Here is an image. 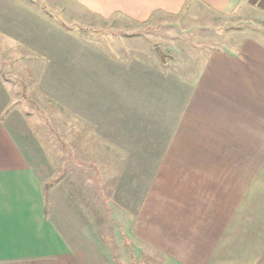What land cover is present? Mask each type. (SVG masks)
<instances>
[{
    "label": "rangeland",
    "instance_id": "1",
    "mask_svg": "<svg viewBox=\"0 0 264 264\" xmlns=\"http://www.w3.org/2000/svg\"><path fill=\"white\" fill-rule=\"evenodd\" d=\"M194 1L135 22L71 0H0V117L40 178L47 220L85 264H191L149 242L145 187L153 178L156 203L178 189L163 153L207 52L264 42V11ZM185 200H165L182 212L169 222L193 237Z\"/></svg>",
    "mask_w": 264,
    "mask_h": 264
},
{
    "label": "crops",
    "instance_id": "2",
    "mask_svg": "<svg viewBox=\"0 0 264 264\" xmlns=\"http://www.w3.org/2000/svg\"><path fill=\"white\" fill-rule=\"evenodd\" d=\"M71 1L138 22L155 12L177 13L192 0ZM197 1L217 13L264 11V0ZM244 38L230 51L212 48L194 74L163 153L172 164L164 171H178L170 177L178 189H167L156 203L154 179L145 187L139 214L157 237L149 242L184 263L264 264V42ZM217 171L226 177L218 180ZM178 196L197 206L193 237L184 225L171 230L170 214L182 212L165 200ZM45 212L40 178L0 117V264H85Z\"/></svg>",
    "mask_w": 264,
    "mask_h": 264
}]
</instances>
